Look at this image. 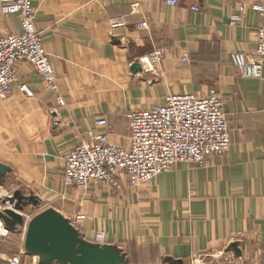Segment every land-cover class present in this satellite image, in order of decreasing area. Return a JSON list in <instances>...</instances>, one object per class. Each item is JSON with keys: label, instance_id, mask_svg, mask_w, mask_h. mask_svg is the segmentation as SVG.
Listing matches in <instances>:
<instances>
[{"label": "crops", "instance_id": "obj_1", "mask_svg": "<svg viewBox=\"0 0 264 264\" xmlns=\"http://www.w3.org/2000/svg\"><path fill=\"white\" fill-rule=\"evenodd\" d=\"M263 1L180 0L169 8L164 0H33L64 105L32 66L19 64L11 93L0 99V164L7 159L17 179L22 172L29 187L57 195L65 191L63 158L97 119L112 127L113 144L127 147L128 106L215 88L230 128L225 154L202 168L177 164L135 189L121 177L118 188L94 183L84 194L67 191L65 210L82 214V227H74L84 241L116 248L128 264H264V59L259 79L241 78L230 63L232 53L254 54L261 17L251 5ZM242 6V21L231 25ZM117 17L126 28H110ZM143 21L146 30L138 28ZM20 30L19 15L0 12V35ZM159 48L165 54L152 74L134 68ZM185 54L188 63L181 62ZM21 229L12 221L0 234V264L23 247ZM29 258L35 264L37 257Z\"/></svg>", "mask_w": 264, "mask_h": 264}, {"label": "built area", "instance_id": "obj_2", "mask_svg": "<svg viewBox=\"0 0 264 264\" xmlns=\"http://www.w3.org/2000/svg\"><path fill=\"white\" fill-rule=\"evenodd\" d=\"M179 2L164 0L169 8L177 7ZM191 10L198 12L200 8L195 5ZM245 10L244 6L240 7L230 17V24H239ZM251 10L261 17L256 29L254 54L247 56L235 52L230 55V61L241 78L259 79L264 59V1L251 5ZM0 12L3 15H19L21 28L19 33L0 35V98L9 96L12 85L17 81L18 65L27 63L40 76L43 87L56 93L59 105H64L59 96L58 77L35 27L33 0H5L0 5ZM109 26L112 30L124 29L125 18H113ZM138 28L146 30L148 25L143 21ZM164 54L163 48L155 49L140 59L141 64L143 60L148 61L150 68L147 70L153 72V65L160 62ZM187 61L185 54L182 62ZM18 90L32 96L26 84H20ZM125 119L129 129L127 147H118L109 141L112 127L101 117L96 120L94 128L65 155L63 183L67 188L86 191L94 183L118 188L121 177L131 188L139 187L171 171L177 164L202 168L207 159L225 154L230 147V128L223 104L212 88L203 96L166 95L162 105L131 110L126 113ZM6 230L0 219V234L6 235ZM103 238L104 232H98L97 239ZM19 254L8 258L7 264H20Z\"/></svg>", "mask_w": 264, "mask_h": 264}, {"label": "water", "instance_id": "obj_3", "mask_svg": "<svg viewBox=\"0 0 264 264\" xmlns=\"http://www.w3.org/2000/svg\"><path fill=\"white\" fill-rule=\"evenodd\" d=\"M9 171V167L0 164V179ZM14 200L15 208L21 210L24 202L18 191L8 198L9 203ZM0 219L8 227L12 221L23 224L21 214L8 208L0 212ZM24 248L29 256L39 258V264H128L116 248L84 241L77 230L52 209L27 223Z\"/></svg>", "mask_w": 264, "mask_h": 264}, {"label": "rangeland", "instance_id": "obj_4", "mask_svg": "<svg viewBox=\"0 0 264 264\" xmlns=\"http://www.w3.org/2000/svg\"><path fill=\"white\" fill-rule=\"evenodd\" d=\"M181 62H182V58H181ZM188 62H189V56H188V61L187 62H182V63H188ZM230 63H231V61H230ZM155 65H153V68H154ZM231 65H232V63H231ZM262 66H263V63H262ZM142 67H143V65L141 64V60H139V65L136 66V69L137 68H139V69L141 68L142 69ZM232 67H233V65H232ZM149 72L152 74L154 72V69H153V72H151V71H149ZM212 89H215V88H212ZM218 95H219V93H218ZM59 96H61V94ZM195 96H203V95H195ZM219 97H220V99L222 101V98H221L220 95H219ZM56 99H57V97H56ZM61 99H62V97H61ZM159 104L160 103H153L150 106H146V107H142V106H128V108L126 110L125 109L121 110L119 112V114H121V112H123L125 110L123 112L124 113L123 114V117L125 118L126 113L129 112V111H131V110H144V109H148V108H151L152 106L159 105ZM127 125H128V123H127ZM109 141H110V138H109ZM118 147H122V146H118ZM212 157H214V156H212ZM1 159H2L1 161L5 164L4 166H7L6 165L8 163L7 159L4 160V158H2V157H1ZM204 166H205V164H204ZM62 173H63V171H62ZM21 174L23 175L22 172H21ZM21 174H19L20 176H18V179H17L16 175L13 172H10L9 171L6 174V180L7 181L0 186V188H1L0 189V194L3 191L6 192L5 193L6 194L5 196H0V212L3 213L4 210L6 208H8V209H11V210H15L19 214H22L23 224H22L21 231L24 232V234H25V231L24 230H25V227H26L27 223L29 222V219L31 220L33 217H35V216L43 213L44 211L50 210V209L54 210L57 214L61 215L65 220H67L72 225V227L76 226L79 229L82 227L81 224H80V222H79V219H78V218H80V216L82 214L77 213V212H75L73 214H69L65 210V202L67 200L66 192L67 191H70V190H77V189H75V188H67L64 185V183H63V187H64V190L65 191L64 192L61 191L60 193H57V195H55V194L51 193V189L50 190L49 189L43 190L41 188H32V187H29V178L28 177H23L24 175L22 176ZM62 179H63V174H62ZM96 184H100V183H96ZM141 186H139V187H141ZM139 187H132V188L135 189V188H139ZM47 190H49V193H48ZM13 191L14 192L15 191H18L20 193V195L23 197L24 204H22V209L21 210H18V209L15 208L16 200H14L12 203H9V201H8V198L13 196V193H14ZM77 191H80V190H77ZM80 192L84 194V193L87 192V190L86 191H80ZM9 204L12 205L11 208H9ZM81 205L82 204H80L79 206H81ZM3 223H4V221H3ZM4 225H5V223H4ZM6 228L7 229H10V227H8V226H6ZM7 232H8V230H6L5 233H7ZM19 253H21V255ZM17 254L20 255V264H31V263L33 264V261L31 260V258H29V255H28L27 251L24 248V243H23V247L20 250H15V251L13 250L12 253H8L7 257L8 258H11L12 256L17 255ZM30 257H32V256H30ZM35 264H39L37 258L35 259Z\"/></svg>", "mask_w": 264, "mask_h": 264}, {"label": "bare ground", "instance_id": "obj_5", "mask_svg": "<svg viewBox=\"0 0 264 264\" xmlns=\"http://www.w3.org/2000/svg\"><path fill=\"white\" fill-rule=\"evenodd\" d=\"M142 62H143V64H142L143 67H145V68H150L148 61L143 60ZM5 193H6V192H4V191L1 192L0 196H3V195L5 196V195H6ZM12 197H13V196H12ZM11 206H12V205L9 204V208H11ZM70 225H71V224H70ZM71 226H72V225H71ZM73 228H74V227H73ZM74 229H75V228H74Z\"/></svg>", "mask_w": 264, "mask_h": 264}]
</instances>
